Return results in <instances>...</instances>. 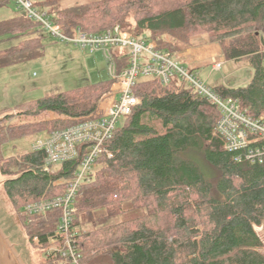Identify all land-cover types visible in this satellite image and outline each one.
<instances>
[{
	"label": "trees",
	"instance_id": "1",
	"mask_svg": "<svg viewBox=\"0 0 264 264\" xmlns=\"http://www.w3.org/2000/svg\"><path fill=\"white\" fill-rule=\"evenodd\" d=\"M60 1H34V6L66 34L126 28L131 18L135 37L155 41L176 60L192 47L194 36L206 35L227 61H245L253 70L246 86L213 89L236 99L250 118L264 116V0H100L73 8L57 7ZM8 3L0 0V7ZM16 11L0 21V68L43 54V37L32 32L40 31L38 24ZM9 40L18 43L1 48ZM116 56L123 67V54ZM141 78L134 88L140 105L106 143L112 157L100 156L90 182L81 187L71 228L81 264H264V237L256 232L264 226V162L225 149L215 134L219 111L193 88L179 80L163 86L155 77ZM111 87L107 81L48 95L0 120L2 187L44 264L62 257L49 253L62 245L61 211L26 216L23 209L62 196L83 155L49 173L44 150L13 155L10 146L96 114ZM47 114L59 120L42 122ZM141 210V217L119 220Z\"/></svg>",
	"mask_w": 264,
	"mask_h": 264
},
{
	"label": "built area",
	"instance_id": "2",
	"mask_svg": "<svg viewBox=\"0 0 264 264\" xmlns=\"http://www.w3.org/2000/svg\"><path fill=\"white\" fill-rule=\"evenodd\" d=\"M10 1L18 11L34 20L43 33L80 49H89L92 53L103 51L112 81L111 90L103 96L96 114L76 120L69 128L51 132L33 146L35 150L46 152L44 171L49 173L54 172L58 165L83 155L62 196L30 203L23 209L26 216L61 211L57 234L63 238L62 245L49 250V253L61 254L56 264H81V255L73 244L71 233L81 187L90 182L100 156L112 157L106 143L112 139L121 122L140 105L141 100L134 94V88L141 77H155L163 86L179 80L193 88L219 111L221 117L215 134L223 140L225 149L245 151L246 160L264 162V116L250 118L236 99L219 95L200 79L197 72L189 70L171 53L159 49L155 41L135 37L121 26L101 34H87L77 29L69 35L46 10L36 8L33 0ZM117 52L123 54L124 65L121 68ZM222 66L223 62L213 60L212 70L219 71ZM34 241L38 243L37 238Z\"/></svg>",
	"mask_w": 264,
	"mask_h": 264
},
{
	"label": "rangeland",
	"instance_id": "3",
	"mask_svg": "<svg viewBox=\"0 0 264 264\" xmlns=\"http://www.w3.org/2000/svg\"><path fill=\"white\" fill-rule=\"evenodd\" d=\"M33 1L42 3L46 0ZM93 1L100 0H61L57 7L73 8ZM16 13L14 4L8 3L6 6L0 7V21L13 17ZM128 23L126 25L129 27L125 29L133 33L135 30L133 20L129 18ZM32 32L34 33L33 36L43 37V54L40 58L0 68V120L5 118V114L15 113L16 111L12 110L19 105L48 95L111 81L103 51L99 50L92 53L89 49L84 50L66 44L42 31ZM17 43L18 41L9 40L1 48ZM212 44L215 43H208L206 35L194 36L192 47L177 55V60L189 70L195 69L200 79L209 87L213 88L219 85L234 88L246 86L252 79L253 70L245 61H227L222 54V57L216 59L223 62L222 69L219 71L212 70L211 62L207 61L192 65L184 64L185 60L181 56L194 59L198 53L204 51L205 46ZM144 78L149 77H142L141 79ZM40 120L44 123H52L59 118L56 115L47 114ZM47 135L46 132L29 135L25 139L17 141L15 147L10 146L9 153L13 155L22 154L32 149L36 142L44 139ZM4 180L5 178L0 174V227L11 243L15 245L25 264H44L41 251L29 241L19 217L11 209L2 187ZM143 214L145 211L141 210L123 215L119 220L134 219L143 216ZM119 220H114V222ZM256 232L264 237V226L256 227Z\"/></svg>",
	"mask_w": 264,
	"mask_h": 264
},
{
	"label": "crops",
	"instance_id": "4",
	"mask_svg": "<svg viewBox=\"0 0 264 264\" xmlns=\"http://www.w3.org/2000/svg\"><path fill=\"white\" fill-rule=\"evenodd\" d=\"M218 57H222V53H221L220 46L217 45V44H212V45H209V46H205L204 47V51L201 52L200 54L198 53V55H196V57L194 59H188L185 56L184 57L181 56V58L185 60V63H184L185 65L186 64L192 65L193 63H203V62H206V61L207 62H211V64H212L213 60L217 59ZM231 88H234V87H231Z\"/></svg>",
	"mask_w": 264,
	"mask_h": 264
},
{
	"label": "water",
	"instance_id": "5",
	"mask_svg": "<svg viewBox=\"0 0 264 264\" xmlns=\"http://www.w3.org/2000/svg\"><path fill=\"white\" fill-rule=\"evenodd\" d=\"M5 181V180H4ZM0 254H3V258L11 260L14 264H25L20 254L17 252L15 245L11 243L10 239L5 235L0 227Z\"/></svg>",
	"mask_w": 264,
	"mask_h": 264
},
{
	"label": "bare ground",
	"instance_id": "6",
	"mask_svg": "<svg viewBox=\"0 0 264 264\" xmlns=\"http://www.w3.org/2000/svg\"><path fill=\"white\" fill-rule=\"evenodd\" d=\"M10 256L7 257V260L3 258V254H0V264H14L11 260H9Z\"/></svg>",
	"mask_w": 264,
	"mask_h": 264
}]
</instances>
